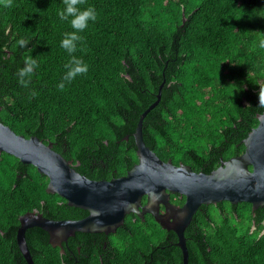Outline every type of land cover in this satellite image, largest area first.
I'll return each mask as SVG.
<instances>
[{"label":"trees","instance_id":"1","mask_svg":"<svg viewBox=\"0 0 264 264\" xmlns=\"http://www.w3.org/2000/svg\"><path fill=\"white\" fill-rule=\"evenodd\" d=\"M89 6L97 19L78 33L83 40L70 54L61 47L64 34L74 31L71 18L58 16L63 0L0 4L2 122L18 134L53 142L80 173L108 179L138 161L133 134L165 80L160 103L144 119L149 147L160 155L190 157L192 168L206 173L220 164V156L245 151L243 140L264 111L258 96L264 85V49L258 46L264 0H86L79 7ZM21 38L27 47H19ZM28 55L38 67L23 87L17 72ZM73 55L88 71L64 81L61 91ZM48 182L33 164L0 154V264H28L17 242L22 214L36 208L52 219L70 216L63 199L47 191ZM249 226L243 243L224 246L217 264H264V242L247 237ZM129 227L124 223L108 235L109 248L118 254L104 264H184L176 248L153 251L156 238L166 233L156 224ZM26 239L35 264L76 260L50 244L42 228H29ZM222 251L210 252L208 260L198 255L194 262L213 263Z\"/></svg>","mask_w":264,"mask_h":264},{"label":"water","instance_id":"2","mask_svg":"<svg viewBox=\"0 0 264 264\" xmlns=\"http://www.w3.org/2000/svg\"><path fill=\"white\" fill-rule=\"evenodd\" d=\"M164 84L165 80L160 85L157 99L140 115L133 134L138 162L124 176L110 180L92 179L81 174L72 166V161L54 149L53 142L45 143L37 135L18 134L0 118V154L6 152L24 164H33L41 174L48 176V192L90 212L81 219H52L37 210L22 214L17 242L28 264H35L26 239L29 228H42L49 234L50 244L63 247V242L77 232L116 231L127 213L140 212L145 194L149 201L144 211L155 212L152 208L166 202L167 216L175 214L173 223H167L164 215L157 218L167 229L179 232L185 264H188L189 252L183 230L201 205L227 200L250 202L253 209L264 206V112L258 115V126L243 140L244 153L223 161L210 173L196 172L190 166L164 161L144 140V119L160 103ZM126 139H129L128 135ZM170 192L185 196V203L173 206L168 200Z\"/></svg>","mask_w":264,"mask_h":264},{"label":"flooded vegetation","instance_id":"3","mask_svg":"<svg viewBox=\"0 0 264 264\" xmlns=\"http://www.w3.org/2000/svg\"><path fill=\"white\" fill-rule=\"evenodd\" d=\"M158 156L164 161L171 160L175 165L184 164L190 166L191 168L193 167L192 160L188 159L190 157L186 158L187 156H184L182 158V155L177 152L171 153L170 151H163L162 154H158ZM232 157L230 156L229 158H224L220 156L221 161L216 168H218L223 163V161H226ZM136 163H134L132 167ZM78 164H80V162L77 163V165ZM72 166L77 170L73 161ZM249 167L250 169H252L251 165H249ZM131 168H129L127 172ZM127 172L121 175H117L116 170H114L113 177L108 179H100L110 180L114 177L124 176L125 174H127ZM169 194L170 197L168 198V200L173 206H182L185 203V196L181 197L180 194H174L172 192H170ZM147 196L148 194H145L141 199V205L139 206L140 212L133 211L127 213L124 218L123 224H127L128 230L130 229L129 226L131 224H137V226L156 224L159 227L158 230H160L161 232L165 231L166 233L162 238H156L155 242H158V244L153 251L165 252L172 248H176L178 249L177 251H179L184 262L183 249L179 245L181 237L179 232L175 229H167L162 225V223H160L157 218V216L164 215L167 219V223H173L176 221L175 214H171L172 217L167 216L168 208L166 206V202H160L158 203V206L155 205L157 207L152 208L155 210V212L144 211V208L149 201V198ZM61 198L63 200L60 201V204L63 205V210L65 211V213L70 215L65 219H81L90 214L88 210L70 205L68 204V200L66 198ZM243 202L247 201H240L237 203H231L230 201H220L217 203L203 204L199 207L192 220L183 230L185 239L184 243L186 244V247L188 249L189 256L192 254L195 255L193 261L189 260L190 258L188 256V264H200L198 262H194L198 255H204L208 260V258L211 256L210 252L212 253L214 251L216 253L220 250L222 251L224 249V246H227L229 243L233 244L231 246H234V244L238 245L240 243H243V238L245 236L243 232L246 230L249 224L250 226L247 237L253 239L257 244H261L264 242V206H259L258 208L253 209L252 203L249 202L250 205L248 206ZM34 210L39 211L36 208ZM78 215H80L81 217H79ZM123 224H121L120 226H122ZM111 233L112 232H81L80 234L76 233L75 235L69 237L67 241L63 242V247H56H60L63 255L68 256V259H72L73 257H75L76 260L73 262V264H104L106 261L110 260V258H116L118 254L117 250L109 248L108 243H110L111 241L108 235ZM101 237L105 239L101 241ZM223 256L224 251L213 257V263H204L217 264L218 258Z\"/></svg>","mask_w":264,"mask_h":264},{"label":"clouds","instance_id":"4","mask_svg":"<svg viewBox=\"0 0 264 264\" xmlns=\"http://www.w3.org/2000/svg\"><path fill=\"white\" fill-rule=\"evenodd\" d=\"M86 0H63L65 7L58 11V16L61 20H69L71 27L74 29L73 32L65 33L64 38L61 41V47L64 48L68 53H74L76 51V42L82 41L83 37L78 33L84 31L88 27L89 21H95L97 19V13L94 7L89 6L81 9L79 6L83 5ZM0 4L3 7L8 8L12 6V0H0ZM29 41L21 38L17 41V44L21 48L27 47ZM259 48L264 49V38L259 39ZM38 67L37 61L31 56H25L24 66L21 67L18 72V83L23 87H28L31 83V76L33 75L34 69ZM67 72L65 73L62 81L58 85V88L62 91L65 88L64 81L71 82L78 75H84L88 71V65L82 58L71 56L68 64L65 65ZM35 95V92H33ZM259 105L264 107V85H260L259 89Z\"/></svg>","mask_w":264,"mask_h":264}]
</instances>
